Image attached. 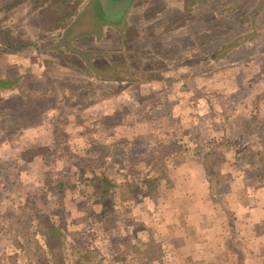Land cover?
Segmentation results:
<instances>
[{
	"label": "rangeland",
	"instance_id": "374dc122",
	"mask_svg": "<svg viewBox=\"0 0 264 264\" xmlns=\"http://www.w3.org/2000/svg\"><path fill=\"white\" fill-rule=\"evenodd\" d=\"M82 1L0 0V77L21 67L20 85L0 88V264H44L34 211L65 238L67 264H178L176 251L202 239L226 255L205 248L196 264H264V165L241 150L264 155V0H214L176 33L140 30L142 14L131 24L125 10L73 45L93 24V0ZM219 138L234 144L206 173L204 142ZM189 215L212 230L183 224Z\"/></svg>",
	"mask_w": 264,
	"mask_h": 264
},
{
	"label": "crops",
	"instance_id": "0c3cea01",
	"mask_svg": "<svg viewBox=\"0 0 264 264\" xmlns=\"http://www.w3.org/2000/svg\"><path fill=\"white\" fill-rule=\"evenodd\" d=\"M121 1H125L128 3L127 8H126L127 13H126V17H125V20L127 21V23L133 24L131 22L130 18H131V16L132 17L134 16V12H137L138 15L142 14L141 18H139V20H138L139 23L137 22L138 29H140L142 26L146 27V25H153L154 26L157 24L158 25L168 24L169 27L171 26L169 28L170 29L169 31H171V32L174 31V33H176V32H179L181 30L183 25L193 22L194 21L193 18L194 17L197 18L199 16L200 10H203L205 13H208L209 12L208 8H209V6H212V4H213L212 2L214 0H111L110 2L112 3V8L116 9L115 7L117 6V3L121 2ZM96 3H97V0H93L92 5H91L92 12L94 14L92 16H89V13H87L88 16L91 17L93 24L88 22L89 23L88 25L83 26V24H82L81 27L77 29V30H80L82 32H79V34H76L73 37L68 39V40H72L71 42L73 43V45L77 42L76 39H79V38H75V37H81V36H84L86 34L88 37H86V36H84V37L89 38V36L92 35V37H91L92 42L97 41L98 29H102V30L108 29L109 26H108V24L106 26L105 23L111 24V22H109L110 20H116L118 23L120 20V17L123 16L122 14L124 11H123V9L122 10L120 9L121 11H117V10H116V12L114 11L115 16H110L111 18L107 17L105 15V11H104L102 5H101V7L103 9L102 11L104 14H103V16L98 15V11L96 12V10L98 9L96 7ZM84 4H85V0L82 1L80 8H83ZM186 7H188L190 9L189 14L185 10ZM82 13L83 12L80 11V13L77 15V17ZM150 13H151V15H147ZM186 13L188 14V16L184 15ZM84 15H85V13L82 14L83 17H85ZM81 22H83V21H81ZM28 27H30V24H28ZM65 30H66V27L61 32H64ZM36 31L38 32L39 28L38 29L35 28V33H36ZM95 32H97V33H95ZM35 33L28 32L29 35H33L32 37L31 36L28 37L29 38L28 42L35 40L33 38L39 37ZM93 33H95V34H93ZM86 38H85V40H86ZM38 41H40V40H38ZM85 42H89V40H87ZM36 43H37V41H36ZM57 43H58V41H57ZM37 44H39L41 47V49H39L40 53L44 54L45 57H49L48 53H51V52L48 50L51 49V46L50 45L43 46V43L41 45V43H39V42ZM52 48H53V46H52ZM61 48H63V47H55V49L51 50L52 54L54 53V51L55 52H61ZM18 68H19V73L16 72L12 76L10 74H8L9 75V76L7 75L8 77L2 76V77H0V79H13L14 86H16L17 83L20 85L21 79L18 77H20V74H21L20 73L21 67L18 66ZM90 79L94 80V78H92V77ZM169 176L171 178L172 174L170 173ZM200 181L201 182H200V186L198 189L197 196H198V199H200V200H202V202H204V200L206 199L205 194L207 192L206 179L204 178ZM206 212L207 213H205L204 217H206L207 215H209L211 217V215L214 214L213 215L214 218L219 219L220 217H218V216H221L220 211L218 213L217 212L215 213V211H211V210L206 211ZM208 212H210V213L208 214ZM189 216L190 217H188L187 220L183 222V224L188 223V226H190V227L192 226V228H194V229H198V228L201 229V228L206 226L205 225L206 221H202L201 219H199L196 223L195 222L196 220H194L191 215H189ZM185 217H187V216H185ZM210 227H211V224H208V226L205 227L206 229H203V230H206V231H204V233L212 230ZM215 247H218V244H216L215 241H212V243H210V241H208L206 239H202V240L198 241V243L196 244V247H195V245L192 246L189 251L184 250V246H181V250L176 251V255H177L178 261H179L178 264H196V263L201 262L200 259H202V257H198L197 255H199V253H201L200 256H203V249H205V248H207L208 251L211 252V255H216V254L218 255V254H220V252L224 254V248L225 247H223V246L220 247V249L222 251L221 250H214ZM210 252H209V254H210ZM215 252H217V253H215ZM255 252H256V254H258L257 251H255ZM256 254H254L253 257H255ZM224 255H226V254H224ZM211 261H212V259H211ZM211 261H206V263H204V264H208ZM222 263L225 264L224 261H222Z\"/></svg>",
	"mask_w": 264,
	"mask_h": 264
},
{
	"label": "trees",
	"instance_id": "16d2710c",
	"mask_svg": "<svg viewBox=\"0 0 264 264\" xmlns=\"http://www.w3.org/2000/svg\"><path fill=\"white\" fill-rule=\"evenodd\" d=\"M109 3V6H112V3L110 2L111 0H106ZM102 3L97 0L96 3V7L98 8L96 10V12L98 11V15H102L103 16V9L101 7ZM128 3L125 2L123 4V11L126 10ZM121 20V19H120ZM119 20V21H120ZM109 22L113 23V24H117L116 20H110ZM13 82V79H0V88H6V87H10L11 83ZM222 133V132H221ZM222 136L224 137V133H222ZM217 143L216 145H214L212 142L207 141L204 142L205 146H210L209 150L207 149V151L202 150V160L203 163H199V165L202 164L204 171L207 173V168L209 164H213L211 158H209V156L212 153H217L216 149L220 148V145L222 144H234V141H225V138H219L217 139ZM173 147V146H172ZM245 149L241 148V150H243V156H246L247 159L249 160H257L258 162H255L253 164H261L262 166L264 165V155L262 154V151L260 149L256 150L254 149L251 145H245ZM250 152L249 154L247 152ZM222 152H225L222 151ZM259 153V157L256 156V154L254 153ZM224 155V153H222ZM222 155V156H223ZM262 162V163H261ZM174 169V168H173ZM172 169V170H173ZM247 170V169H245ZM170 171L168 172V174L164 175V176H158V177H153L152 181H150V185L149 187L151 188L150 190V194L152 191V194H154L157 189H158V183L160 181V179H164L165 176L169 177ZM207 175V174H206ZM93 179L95 181L98 182V179L100 180L102 185H105V183L107 182L106 176H101L98 177V175H94ZM109 181V180H108ZM206 181L210 182V179L206 178ZM64 181H59V183L57 184L58 186H63ZM112 184V183H111ZM109 183V185H111ZM61 188V187H60ZM207 191L208 193L206 194L205 198H211L210 194L211 192H209V187H207ZM96 192V190L94 191ZM103 196V193L98 192V200H100ZM224 212H228L227 210H224ZM34 218L36 219L35 222L33 223L32 221H30L33 223L34 227H35V232L40 235L43 239L44 245L39 244L37 240H35L34 242V246L31 247L32 248V253L35 254L37 256V259H41L44 258V264H67V257H66V243H64V237L61 234H57L55 231H59L58 228L56 229L55 224L53 223L54 221L50 220V217L47 216V214H37L34 211ZM155 247L156 249H158V244L155 243ZM147 249L143 251L144 255H147ZM45 256V257H44ZM160 255H158L159 257ZM157 257V258H158ZM156 259V258H155ZM147 262H149V259H146Z\"/></svg>",
	"mask_w": 264,
	"mask_h": 264
},
{
	"label": "water",
	"instance_id": "95a60500",
	"mask_svg": "<svg viewBox=\"0 0 264 264\" xmlns=\"http://www.w3.org/2000/svg\"><path fill=\"white\" fill-rule=\"evenodd\" d=\"M102 1V6H103V9H104V11L106 10V7L108 6V4H107V1L106 0H101ZM125 3V1H121V2H118L117 3V6L115 7L116 9H115V11L117 10V11H121L122 9H123V4ZM112 6H109V8H111ZM121 9V10H120Z\"/></svg>",
	"mask_w": 264,
	"mask_h": 264
}]
</instances>
